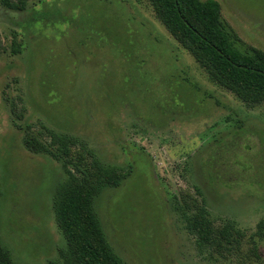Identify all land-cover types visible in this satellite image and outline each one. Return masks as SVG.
<instances>
[{
    "label": "rangeland",
    "instance_id": "rangeland-1",
    "mask_svg": "<svg viewBox=\"0 0 264 264\" xmlns=\"http://www.w3.org/2000/svg\"><path fill=\"white\" fill-rule=\"evenodd\" d=\"M216 1L237 46L264 51V0ZM26 126L133 168L96 199L126 264H264V103L214 82L150 0H0V239L17 264H48L66 245L52 209L64 172L27 149ZM203 198L239 246L198 244L175 206Z\"/></svg>",
    "mask_w": 264,
    "mask_h": 264
},
{
    "label": "trees",
    "instance_id": "trees-1",
    "mask_svg": "<svg viewBox=\"0 0 264 264\" xmlns=\"http://www.w3.org/2000/svg\"><path fill=\"white\" fill-rule=\"evenodd\" d=\"M32 0H5L11 9L23 11ZM158 19L208 72L210 78L227 88L248 106L264 103V51L241 49L221 17L216 0H150ZM12 53H22L17 42ZM35 135L26 126L24 144L29 151L45 154L61 164L64 178L55 187L54 221L66 240L58 257L48 264H126L115 252L104 232L96 199L106 190L120 187L133 168L104 164L86 142L44 127ZM131 165V164H130ZM198 192H200L198 190ZM2 192L0 189V197ZM201 247L240 245L243 232L232 223L215 228L205 199L175 206ZM189 214H188V212ZM264 223L258 225L263 235ZM0 264H17L0 239Z\"/></svg>",
    "mask_w": 264,
    "mask_h": 264
}]
</instances>
